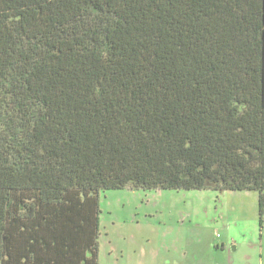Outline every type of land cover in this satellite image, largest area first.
Wrapping results in <instances>:
<instances>
[{
    "label": "trees",
    "instance_id": "trees-1",
    "mask_svg": "<svg viewBox=\"0 0 264 264\" xmlns=\"http://www.w3.org/2000/svg\"><path fill=\"white\" fill-rule=\"evenodd\" d=\"M116 189L254 191L262 219L264 0H0V260L93 264Z\"/></svg>",
    "mask_w": 264,
    "mask_h": 264
},
{
    "label": "rangeland",
    "instance_id": "rangeland-1",
    "mask_svg": "<svg viewBox=\"0 0 264 264\" xmlns=\"http://www.w3.org/2000/svg\"><path fill=\"white\" fill-rule=\"evenodd\" d=\"M29 194L26 199V194L13 196L10 210L15 214H21L23 208L25 211L23 202L34 199L35 193ZM97 202L96 257L89 251L82 252L84 243L80 241L74 247L80 255L75 259L79 261L84 254L93 264H200L198 252H203L216 264L221 250L220 237L228 239L235 235L242 245L240 255L246 257V260L235 259V263H248L258 241L263 242L258 259L260 256L264 260V216L259 218L254 191L116 189L100 191ZM38 205L35 207L37 220L44 211ZM31 221L27 219L29 224ZM251 236L253 240L246 244ZM29 242L31 245L32 241ZM229 252L231 249L225 254L233 262ZM0 264L4 261L0 260Z\"/></svg>",
    "mask_w": 264,
    "mask_h": 264
},
{
    "label": "crops",
    "instance_id": "crops-1",
    "mask_svg": "<svg viewBox=\"0 0 264 264\" xmlns=\"http://www.w3.org/2000/svg\"><path fill=\"white\" fill-rule=\"evenodd\" d=\"M220 240L221 241L219 242V245L221 247V250L218 251L219 260L217 261L216 264H225L226 262L222 261V260H224L223 257H225L227 259V261L229 262L226 264H238V263H235V259H238V258H242L243 260H246V257H243L240 255V247L242 245L240 244V238L238 235H235V237H233V238L229 236L228 239L220 237ZM249 240H253V236L248 238L246 244H248ZM262 246H263V242L260 243L258 241L257 249L253 250L249 254V262L248 263H240V264H264V260L262 257L259 256V259H258V250H259V248H262ZM229 249H231V252H229V253H230V256L233 257V259H234L233 262H230L227 258V255L225 254V251H227ZM198 255L200 256V264H214L211 261V259L209 258V256H207L203 252H201V253L198 252ZM254 255H256V259H253ZM189 264H194V263H189Z\"/></svg>",
    "mask_w": 264,
    "mask_h": 264
}]
</instances>
